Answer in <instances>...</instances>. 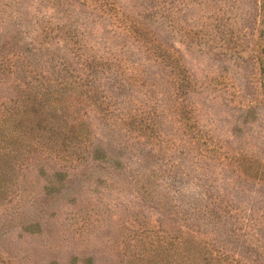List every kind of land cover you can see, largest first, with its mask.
<instances>
[{"label": "rangeland", "instance_id": "1", "mask_svg": "<svg viewBox=\"0 0 264 264\" xmlns=\"http://www.w3.org/2000/svg\"><path fill=\"white\" fill-rule=\"evenodd\" d=\"M0 264H264V0H0Z\"/></svg>", "mask_w": 264, "mask_h": 264}, {"label": "trees", "instance_id": "2", "mask_svg": "<svg viewBox=\"0 0 264 264\" xmlns=\"http://www.w3.org/2000/svg\"><path fill=\"white\" fill-rule=\"evenodd\" d=\"M18 114H19V113H18ZM23 116H24V115H23ZM74 121H75V120H74ZM70 126L72 127V129H70V130H73V131H74V130L76 129V124L73 123V124H71ZM47 130H49V128H48ZM67 139H68V138H67ZM69 139H70V138H69Z\"/></svg>", "mask_w": 264, "mask_h": 264}]
</instances>
